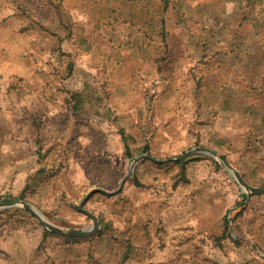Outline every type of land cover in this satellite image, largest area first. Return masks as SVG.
<instances>
[{
    "label": "rangeland",
    "instance_id": "rangeland-1",
    "mask_svg": "<svg viewBox=\"0 0 264 264\" xmlns=\"http://www.w3.org/2000/svg\"><path fill=\"white\" fill-rule=\"evenodd\" d=\"M198 146L222 158L142 159L119 193L94 194L92 235L0 208V264L159 257L125 232L143 194L180 196L192 228L198 201L195 218L221 228L194 259L191 248L169 251L182 264H264V193L224 161L264 186V0H0V202L83 229L93 224L84 196L119 189L135 157Z\"/></svg>",
    "mask_w": 264,
    "mask_h": 264
},
{
    "label": "crops",
    "instance_id": "crops-1",
    "mask_svg": "<svg viewBox=\"0 0 264 264\" xmlns=\"http://www.w3.org/2000/svg\"><path fill=\"white\" fill-rule=\"evenodd\" d=\"M141 198L137 199L132 195V202H136L139 209L126 212L125 232L133 234L141 248L147 251L159 250L163 253L159 257L157 253L154 256L144 255L140 258L141 262L138 264H182V261L178 258L180 253H173L174 256H172L173 254H169V251H181L191 248L193 249L194 259V251L200 249V247H206V243H211V239L213 240L215 235L221 233V228H218L216 232L204 221H201L202 218L206 219L208 217L202 216V212L199 214L202 223L195 218L198 214V201L193 202L192 228L189 225L192 223L190 215L184 216V214H187L188 208L179 203L180 196H176V194L167 195L164 201H161V196L153 194H143ZM165 201H167V204H165ZM161 203H164V205ZM204 207L206 205L202 206V208ZM138 225L141 228H138Z\"/></svg>",
    "mask_w": 264,
    "mask_h": 264
},
{
    "label": "water",
    "instance_id": "water-1",
    "mask_svg": "<svg viewBox=\"0 0 264 264\" xmlns=\"http://www.w3.org/2000/svg\"><path fill=\"white\" fill-rule=\"evenodd\" d=\"M195 152H202V153H206L215 157H219L222 158V156L216 152L214 149H211L209 147H205V146H198L194 149H191L190 151L185 152L183 155L179 156V157H173L171 159H159L151 154H142L139 155L137 157H135L132 160V164L130 167V171L127 177H125L121 183V186L119 187V189L115 190V191H110L107 190L105 188L102 187H96L91 189L82 199L80 205H79V210L82 211L83 213L87 214L88 216H90L93 219V224L83 228V229H76V230H67V229H63L53 223H51L49 220L45 219V217L37 210L35 209L32 205H30L27 202L21 201V200H10V201H3L0 202V208H6V207H14V206H24L26 209H28L30 212H32L35 216H37L38 218H40L42 220V222L52 231L59 233L61 235H69V236H88V235H92L95 232H97L100 228H101V220L99 219V217L93 213L91 210H89L85 205L86 203L90 200V198L98 193H105L107 195H115L117 193H119L123 187L124 184L127 180V178L129 176L132 175L136 164L142 160V159H152L156 162H165V161H170V160H179L182 159L184 156H189L190 154H193ZM226 165L229 167V169H231V171L239 178V182L243 184V186L249 190V193H254V194H262L264 193V186H252L250 185L239 173V171H237L233 165L225 160Z\"/></svg>",
    "mask_w": 264,
    "mask_h": 264
}]
</instances>
